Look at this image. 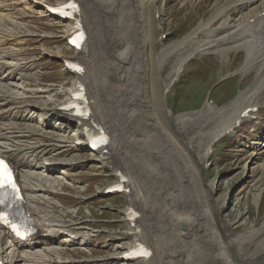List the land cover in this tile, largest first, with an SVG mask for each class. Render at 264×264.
<instances>
[{
  "label": "bare ground",
  "instance_id": "bare-ground-1",
  "mask_svg": "<svg viewBox=\"0 0 264 264\" xmlns=\"http://www.w3.org/2000/svg\"><path fill=\"white\" fill-rule=\"evenodd\" d=\"M29 1L42 9L39 12L50 13L49 7L67 0ZM76 1L79 10L67 20L64 38L72 36L73 22H78L86 36L83 47L69 56L63 50L47 52L57 56L67 68H74L73 63L77 62L83 70L71 72L73 80L65 92L53 93L57 84L37 88L39 80L27 81L33 77L27 72L34 71L29 67L30 62L19 55H22L21 48L3 46L9 40L19 39L16 44L23 43L36 34L27 30L23 34H8L6 25H15L18 17L3 13V10L15 9L13 1L0 0V8L4 6L0 11V157L15 168L23 205L37 229L31 236L32 241L27 243L0 225V250L5 264H73L72 259L58 260L51 256L61 255L63 249L81 248L93 236L86 235L84 224L53 212L56 204L53 185L61 174L65 176L62 170L67 162L51 156V152L71 145L64 136L51 130L58 126L57 120L76 123L79 131L74 141L79 146H87L85 128H101L108 143L104 150H90L92 154L86 159L92 158L103 167L111 168L115 180L109 186L120 183L128 191V205L123 209L122 220L128 225L124 233L132 239L118 244L122 248L112 253L109 261H123L128 251L143 252L146 249L143 245L137 250L131 248L139 241L148 245L152 253L141 258L143 264H235L232 243H252L260 230L250 227L244 234L224 238L207 195L197 181L198 167L190 155V141L184 146L164 123L158 89L160 76L153 75L151 67L155 62L154 70L158 73L167 57L188 41L196 45L186 54L187 60L194 53L215 52L223 56L231 49L244 50V59L236 72L246 77L252 72V80L227 103L207 104L200 112L211 113L219 119V124L208 134L202 159L215 141L233 130L237 121L249 120L256 111L260 115L264 106V95L261 96L264 92V0H227L225 7L218 5L221 1L218 0L213 3L218 7L210 18L199 19L185 35L157 52L152 48V22L147 13L155 0ZM237 12L238 15L234 14ZM223 14L226 16L222 22L211 28ZM202 35L207 39L196 41ZM76 40L79 36L71 42ZM185 56L172 68L175 71L172 76L181 70ZM17 80H21L20 84ZM89 81L91 92L89 86L86 88ZM78 84L84 86L88 100L87 117L76 116L71 109L63 108ZM63 93L68 97L62 100ZM40 97L43 100H38ZM248 107H256V111L241 115ZM186 113L176 114L175 123L181 124ZM103 136L97 139L101 141ZM81 154L85 155L75 154L81 160L71 161H84ZM55 166L61 170L56 172ZM107 186L98 191H105ZM226 202V194L216 200L219 208H225ZM135 215L134 220L128 218ZM58 234H63L60 242L67 241L65 245L55 244ZM41 238L43 246L34 248Z\"/></svg>",
  "mask_w": 264,
  "mask_h": 264
},
{
  "label": "rangeland",
  "instance_id": "rangeland-1",
  "mask_svg": "<svg viewBox=\"0 0 264 264\" xmlns=\"http://www.w3.org/2000/svg\"><path fill=\"white\" fill-rule=\"evenodd\" d=\"M7 1H13L14 6L18 4L16 9H21V11L14 14L18 17L16 18L17 26H15L16 24L13 26L4 24L6 25V32L14 35L27 30L36 34L32 39L26 38L23 40V44L35 42L32 45H26L27 53L25 57L30 62L29 67L31 70L37 67V71L33 70L34 72L29 73L33 77L30 81H27L36 80V76L42 74L40 79L49 81L45 85L57 84L56 91L65 92L71 85L73 76L69 75L62 65L59 66L60 61L55 58V55H48L49 52L47 51L56 52L57 50H63L64 52L66 51L67 55L73 53V50L67 47L63 38L66 22L55 15L39 12L42 9L36 7L29 0H25V2L24 0ZM214 2L219 1H153L149 5L147 12L152 22L151 43L153 51H159L162 46H164L162 49H166L169 44L188 32L200 18H210L215 13L218 5H222V7L227 5V0H221L218 5H213ZM238 13L234 14L238 15ZM21 14H24V16L20 18ZM225 16L226 14H223V16L218 18L211 28L222 22ZM163 33L166 34L165 38H162ZM47 35L54 38L46 41L48 39ZM44 36L45 41H42V37ZM203 39L205 40L207 37L202 35L196 41H202ZM40 41L44 42L45 45H42ZM186 43L188 44L180 46L167 57L165 64L162 69L158 70V73L154 70L155 62H152V74L155 76L159 74L160 76L158 77V89L161 96L160 112L164 116L162 118L164 123L174 132L175 136L184 146L187 144L186 141H190V146L192 147L189 150L190 155L198 167L197 181L202 185L207 195L215 220L224 238L231 239L235 235L244 234L250 230V227L256 228L257 232L260 230L259 233L255 234L252 243H232L235 264H264V228H261L264 223V106L261 107L260 116L262 114L263 119H259L260 123H256L252 119L247 120L234 136L231 135L222 138L220 141H215V145L213 144L214 152L212 151L201 159L203 151L208 144L207 141H209L211 128L219 124V119L217 120V117L211 113L204 115L200 112L203 111L207 104L212 105V103H215L221 106L232 99L241 89L248 85L253 78V74L250 72L246 77L236 72L244 59V50L231 49V51L225 52L223 56L215 52L194 53V55H190H193V58L191 57L192 59L189 61L187 60L189 56L187 57L186 54L196 44H191L190 41ZM184 56L186 61L182 64V71H180L172 83L169 91L164 94L165 83L175 72L172 68L176 66L178 59ZM32 58L33 60H31ZM90 85L91 81L86 85V88L89 86V92H91ZM263 93L261 96L264 95ZM66 96L63 93L61 98L63 99ZM40 98L38 100H43ZM52 98L55 99V97ZM190 109L192 111H186L185 116L187 117L181 124H176L174 118L179 110ZM57 121L58 126H55V130L59 132L56 133L64 136L67 141H70L68 143L71 145L61 151L60 149L52 151L51 156L55 155L57 158H62L61 160L67 162L65 169L62 170L65 176L60 175L64 180L59 179V182L65 181L66 183L67 181L70 185H76L73 186V191L68 186V183L66 185L62 184L58 188L59 192L63 195L68 193L74 196L73 198H64V201L68 204H75L81 200H86L88 203L91 202V205L85 207L83 217L86 219V216L90 212L89 218H101L102 220L97 222L101 224L90 225L79 218L80 209L66 210L58 208V205L55 204V210H53L55 215L84 224L86 226V235L91 234L93 236H89L83 247L74 248V250H78V256H76V258L79 257L78 259L69 256H51V258L58 260L72 259L73 262L76 261L74 263L80 264L81 262L77 261H83L84 264H108L112 262L109 261L108 257L117 251L116 248H122L117 245L130 240V238L122 233L127 227V224L121 218L122 209L127 204V196L125 193L115 192L105 194L101 201H94L98 198V189L102 186L104 188V185L109 184L112 179L115 180V177L112 176L113 171L111 168L108 170V168L93 161L92 158L86 159V157L91 156L92 152L89 151L87 153L86 147H81L77 144L78 142L74 141L76 137L78 138L77 133L79 130L75 131V127L71 125L70 121ZM62 126L65 127L64 134L61 133L63 130ZM73 131L75 132L71 135ZM207 131L209 133H206ZM65 133H69V135ZM201 133L205 134L200 135ZM253 139H255V144L252 142ZM260 143H262L261 146ZM80 152L85 153V155L81 154L85 160L78 162L71 161L75 158V160H81L78 159L79 156L75 155ZM217 155L219 156L216 157ZM70 168L72 169L70 170ZM56 169L61 170V167L57 166ZM225 194L227 195L226 206L225 208H219L216 200ZM111 223L116 224L111 225ZM100 228L108 231L103 236L97 233L92 234L95 229ZM114 235H121L119 239H116L118 244L105 241Z\"/></svg>",
  "mask_w": 264,
  "mask_h": 264
},
{
  "label": "snow or ice",
  "instance_id": "snow-or-ice-1",
  "mask_svg": "<svg viewBox=\"0 0 264 264\" xmlns=\"http://www.w3.org/2000/svg\"><path fill=\"white\" fill-rule=\"evenodd\" d=\"M72 42L75 43V41H72ZM0 173L4 174L2 177H0V183H8V184L12 183L10 172L7 168V165L3 161H0ZM12 186L14 187V185H12Z\"/></svg>",
  "mask_w": 264,
  "mask_h": 264
}]
</instances>
